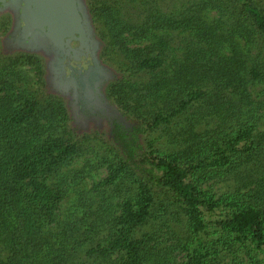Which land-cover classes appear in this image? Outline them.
<instances>
[{
    "label": "trees",
    "instance_id": "1",
    "mask_svg": "<svg viewBox=\"0 0 264 264\" xmlns=\"http://www.w3.org/2000/svg\"><path fill=\"white\" fill-rule=\"evenodd\" d=\"M89 6L109 143L0 62V264H264V0Z\"/></svg>",
    "mask_w": 264,
    "mask_h": 264
},
{
    "label": "flooded vegetation",
    "instance_id": "2",
    "mask_svg": "<svg viewBox=\"0 0 264 264\" xmlns=\"http://www.w3.org/2000/svg\"><path fill=\"white\" fill-rule=\"evenodd\" d=\"M29 0H4L0 4V19H7L10 29L4 38L8 47L19 49L44 50L47 66L54 85L63 88L74 97L73 110L77 120L84 124L106 122L103 116L109 110L104 102V92L100 93L98 61L100 43L91 33L90 23L84 11L83 0H75L78 8L73 28L56 31L52 35L49 28L44 31H30L21 18L23 8ZM86 10V7H85ZM7 30V29H6Z\"/></svg>",
    "mask_w": 264,
    "mask_h": 264
},
{
    "label": "rangeland",
    "instance_id": "3",
    "mask_svg": "<svg viewBox=\"0 0 264 264\" xmlns=\"http://www.w3.org/2000/svg\"><path fill=\"white\" fill-rule=\"evenodd\" d=\"M90 1L91 0H83V7L84 11L87 15L88 21L90 23V30L95 38L100 43L99 50H98V61L100 63L101 75H99V87L100 93L103 90H107L111 84H115L120 82L124 76L125 78L128 77L129 73H122V67L125 66L124 64H128L129 60L127 59L126 55L118 47H113L110 45L109 38L102 32L103 24L99 23L98 19L94 18L92 9L90 10ZM86 7V10H85ZM3 12L0 11V14ZM10 24L8 23L7 19H0V62L6 64L15 63L14 60L20 59L18 63V67L15 71V79L17 81L23 80L24 78L32 79V82L38 83L39 74L46 84V93L55 94L57 95L66 105L69 116H70V125L74 128L78 135L82 136L85 134L95 135L98 136L99 140L106 141L109 143L110 137L108 134L109 127L106 122H90L88 124H84L80 120H77L74 115L73 110V103L74 97L72 92L68 94L63 88L57 87L54 85L53 79L49 74V69L47 66V56L43 49L39 51H33V49H19V48H10L8 47L7 43L5 42L4 38L6 37V31L10 29ZM7 29V30H6ZM147 45L143 43V46ZM135 44H129V47H134ZM16 66V65H14ZM38 67V69H37ZM129 74V75H128ZM109 101V100H108ZM113 100L111 99L110 105H113ZM115 103V102H114ZM126 123L131 127L135 121L134 118H129L128 116H124ZM147 134H140L139 135V143L142 147L146 148L147 145ZM157 147L158 144H157ZM106 170L102 169L100 172L97 173V177H105ZM91 180H88V183L91 184Z\"/></svg>",
    "mask_w": 264,
    "mask_h": 264
},
{
    "label": "water",
    "instance_id": "4",
    "mask_svg": "<svg viewBox=\"0 0 264 264\" xmlns=\"http://www.w3.org/2000/svg\"><path fill=\"white\" fill-rule=\"evenodd\" d=\"M3 1L0 0V4ZM23 11L21 18L29 26L27 28L30 31L35 29L44 31L47 27L51 35L56 32L54 29L57 31L72 29L73 20L78 16L75 0H29Z\"/></svg>",
    "mask_w": 264,
    "mask_h": 264
}]
</instances>
